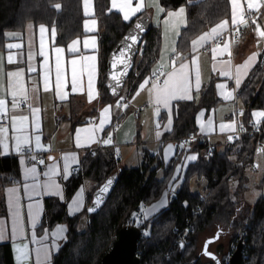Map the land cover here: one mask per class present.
I'll return each instance as SVG.
<instances>
[{"label": "crops", "instance_id": "obj_1", "mask_svg": "<svg viewBox=\"0 0 264 264\" xmlns=\"http://www.w3.org/2000/svg\"><path fill=\"white\" fill-rule=\"evenodd\" d=\"M187 1L190 3L198 0ZM116 3L122 5L123 0H116ZM81 4L82 34L65 45L56 43L55 28L45 24L28 22L22 28L8 29L0 35V100L4 101L0 107V116L8 119L6 125L0 126L7 129V132L0 133V158L14 156L17 160L14 173H0V244L7 245L10 264H51L52 256L58 251L53 244L59 249L66 240L65 223L58 222L50 227L42 224L47 197L65 201V212L69 216L81 213L77 228L81 222L83 229L85 228L88 221L84 213L87 195L93 191L97 181L92 178L83 179L68 200H65V183L80 168L88 155V148L104 131L110 130L112 133L113 142L108 149L114 154L120 167L137 166L145 152L156 155L158 161L164 165L179 154V160L161 196L142 208L144 217L149 218L168 204L187 167L203 153L194 148L195 142H182L174 137H166L173 129L179 102L199 103L204 90H212L216 102L211 107H200L196 111V129L193 134L203 135L205 142L218 151L223 148L225 150L233 141L230 139L233 132L250 122L259 123L264 116L255 115L264 112L254 109L246 119L243 98L238 94L255 66L260 64L264 70V37L259 35L264 29L256 26V22L250 26L242 24V17L246 12L258 11L256 19L263 26V21L259 18L264 12V0H237L235 6L229 0V18L194 36L185 50L177 49L180 31L186 25L184 5L164 10L159 0H131V7L135 8L139 4L140 10L129 12V19L125 20L127 9L121 11L110 0L109 9L118 12L124 21L142 13L137 21L139 26L145 27V23L147 25L151 22L159 27L160 44L153 71L159 67L165 70L161 82L148 85L146 76L131 96L127 97L125 90H122L110 103L101 102L98 92L99 40L94 0H91L87 13L83 0ZM181 8L184 9L183 13L169 16L170 12L178 13ZM93 20L95 24L89 23L86 28L85 22ZM221 23L225 26L217 30L218 34H212L211 30ZM42 25L45 27L43 34L40 31ZM237 25L242 28V35L237 41L227 39L218 45L211 44L228 28ZM205 33H209V38L193 46L192 41L198 40ZM8 45L19 47L10 48ZM57 48L61 50L59 53L56 52ZM249 58L251 66L245 68ZM219 85L224 87L220 88ZM181 87L186 91H177L176 97L170 100L167 108L156 102L158 90ZM229 92L231 96L227 97ZM188 96L191 98H187ZM20 98L25 100L26 107L21 108L16 104ZM105 108H108L107 113L104 112ZM137 109L138 115L135 116L134 111ZM102 120L107 122L100 127ZM114 120L117 125L111 128ZM229 125L232 127H228ZM84 129L88 131H82ZM37 136L42 147H37ZM17 137L26 141L23 149L28 148L40 154L43 163L40 161L37 164H26L15 151ZM89 137H92L91 142H88ZM78 142L80 146H77ZM169 145L172 147L169 148ZM193 156L196 158L189 159ZM65 157L70 164L67 176L64 172ZM32 166H35L36 173L26 178L25 169ZM161 171L162 167L158 170V175H161ZM53 181L59 185L58 192L43 187ZM37 183L40 185L38 196H32L30 191H25L26 185ZM12 189H15L14 194L9 191ZM13 195L18 212L11 207ZM74 200L81 201L78 211H73L70 207ZM37 201L39 208L30 209L29 205ZM148 209L155 210L149 214ZM33 211L36 212L34 225ZM61 229L62 238L56 239V234ZM21 247L26 258L19 261Z\"/></svg>", "mask_w": 264, "mask_h": 264}, {"label": "trees", "instance_id": "obj_2", "mask_svg": "<svg viewBox=\"0 0 264 264\" xmlns=\"http://www.w3.org/2000/svg\"><path fill=\"white\" fill-rule=\"evenodd\" d=\"M81 1L0 0V35L8 29H19L32 22L54 27L56 43L65 45L82 34ZM159 1L164 10L185 6L186 25L178 37V50H185L194 36L230 16L229 0H198L190 3L187 0ZM109 2L94 0L99 40L98 92L103 103L116 99L122 90H125L127 97L137 90L140 82L153 72L160 44V29L149 22L142 34L134 64L126 70L123 87L118 95H114L109 87L108 60L113 49L130 28L137 24L142 13L124 21L118 12L109 9ZM57 3L61 5L60 9L54 7ZM238 92L243 98L246 119L254 109L264 112V70L260 64L255 66ZM215 102L216 98L209 88L204 90L199 103L179 102L173 129L166 137L179 139L195 133L196 111L200 107H211ZM259 124L264 130V116ZM248 126L245 124L243 129ZM232 140L223 151L216 150L207 142H195L194 148L203 153L187 167L168 204L139 226L147 230L137 242V253L141 261L153 264L169 250V257L163 258L161 264H225L224 257L221 258L217 252H211L213 256L208 255L211 262L207 263L194 257L197 233L206 227L219 226V230L227 233L234 244L239 239L244 242L243 264H264V194L253 204H249L243 195L247 182L244 172L252 159L255 136L242 133ZM178 160L179 154H176L164 165L156 155L145 152L137 166L120 167L108 148L98 149L93 157L88 154L80 168L65 183V200H68L83 179L92 178L97 181L93 191L87 195L84 213L88 221L85 228H77L81 213L72 216L66 214L65 201L55 197L45 199L46 214L42 224L50 227L63 222L67 233L66 240L52 256L51 264H101L103 255L112 246L119 229L129 223L130 216L141 206L149 205L161 196ZM161 167V175H158ZM16 168L17 160L14 156L0 158V173H14ZM193 176L205 178L203 194L190 189ZM108 179L111 183L107 191L99 193L92 201L94 192ZM261 183H264V173ZM197 206H201L202 211L194 215ZM190 221L194 222L193 229L185 233L184 246H176L173 243L174 228L182 227ZM0 264H10L5 244H0Z\"/></svg>", "mask_w": 264, "mask_h": 264}, {"label": "water", "instance_id": "obj_3", "mask_svg": "<svg viewBox=\"0 0 264 264\" xmlns=\"http://www.w3.org/2000/svg\"><path fill=\"white\" fill-rule=\"evenodd\" d=\"M137 25L138 24H135L133 28H130L123 39L113 49L111 57L108 60L107 72L110 79L109 87L114 95H118L123 87L126 70L131 69L133 66L135 56L138 51V46L142 39V34L146 30V23L145 27L141 25L140 27H137ZM133 36L137 37L135 42H133L131 39ZM110 183V179L104 181L94 192L92 201L97 198L99 193L104 192L102 191L103 189H108ZM92 206L93 203L90 205V207ZM217 237L218 236L216 235L214 238L208 239L206 245L210 241L217 239ZM139 239L140 229L138 226L133 224L122 226L119 229L117 237L114 240L112 246L103 255L101 264H139L140 256L137 253V242ZM243 248L244 242L242 239H239L234 250L228 257V264H243ZM205 253L209 256H213L211 252L207 251ZM216 264L219 263L217 262Z\"/></svg>", "mask_w": 264, "mask_h": 264}, {"label": "built area", "instance_id": "obj_4", "mask_svg": "<svg viewBox=\"0 0 264 264\" xmlns=\"http://www.w3.org/2000/svg\"><path fill=\"white\" fill-rule=\"evenodd\" d=\"M257 15H258V11L246 12L242 17V24H245L247 26L253 25L255 20H256ZM241 35H242L241 25L233 26V27L228 28L219 37L214 39L211 42V44L212 45H218V44L223 43L227 39L232 40V41H237ZM164 75H165V70L163 69V67L157 68L155 71H153L148 76V85H150L154 82H161L164 78ZM16 104L21 108L26 107V103H25V100L23 98L18 99ZM142 107H143V105L140 106V108H142ZM134 114H135V116L138 115V109L134 111ZM7 123H8L7 117L6 116H0V126H4ZM116 125H117V121L111 122L112 127H114ZM242 133L253 134L255 136V147L253 150L252 159L248 164L249 166H252L255 169V153H256V151L260 150V151L264 152V140H263L264 130L261 128V126L258 122H250L248 128H246V129L242 128V129H239V130H236L235 132H233L231 134V139H235L238 135H240ZM105 140H110L111 142L108 144H105L103 142ZM179 140L182 142H186V141H188V142H205V137L203 135H198V134H189V135L180 137ZM112 142H113L112 133L110 130H106L103 133L99 134L95 143L88 148L87 153L89 154V156L93 157L96 154V151L98 149L109 148L111 146ZM18 156L22 157L26 164H32V163L37 164L41 161L40 154H38L37 152H35L31 149H28V148H24L21 153H18ZM33 156L35 157V159H32ZM142 208H143V206H141L138 210H136L130 216L129 223H128V224H133V225L138 226V228L140 229V236L143 235L144 233H146V231H147L145 227H142V228L139 227L141 224H143V222L146 219L143 215ZM201 211H202V207L197 206L194 209L193 213H194V215H198L201 213ZM193 224H194V222L190 221V222H187L182 227H175L174 228L173 243L176 246H179V247L184 246V244H185L184 235L186 232L193 229ZM168 257H169V250H167L164 253L163 257L160 260H158L157 262H155L153 264H161L163 258H168ZM139 264H150V263H148L147 261H141L140 260ZM225 264H228V259L226 260Z\"/></svg>", "mask_w": 264, "mask_h": 264}, {"label": "snow or ice", "instance_id": "obj_5", "mask_svg": "<svg viewBox=\"0 0 264 264\" xmlns=\"http://www.w3.org/2000/svg\"><path fill=\"white\" fill-rule=\"evenodd\" d=\"M232 3L233 5L235 6L236 3H237V0H232ZM83 4H84V8H85V12L87 13L89 8L91 7V0H83ZM113 6L114 7H120L121 8V11H124L125 9H127V11H125V14H124V19L125 20H128L129 19V12H137L140 10V5L137 4L135 8H132L131 7V0H123V4L122 5H118L116 3V0H113ZM55 8L57 9H60L61 5L59 3L55 4L54 5ZM249 7H252L251 4H249ZM184 12V9L181 8L179 10L178 13H169V16H176V15H179L181 13ZM235 22V21H234ZM89 23L91 24H95V20L91 21V22H88L86 21L85 22V27L88 28L89 26ZM225 25L223 23L221 24H218L216 25V27H214L211 32L212 34H218L217 30L218 29H222ZM137 27H140L139 25H137ZM90 30V29H89ZM41 33L43 34L45 32V27L42 25L41 26V29H40ZM259 35L264 37V31H261L259 32ZM209 38V33H205L203 36L199 37L198 40H193L192 41V44L193 46L197 45L198 43L204 41L205 39ZM132 41L135 42L137 40V37L133 36L131 37ZM75 43V41L73 42ZM85 46L87 47L88 46V42L86 41L85 42ZM8 47H19V45H8ZM227 47V45L225 46ZM74 50V49H73ZM61 50L59 48L56 49V52L59 53ZM129 51H130V47H129ZM88 59H92V57H88ZM250 61H251V58H249V62H246V64L244 65L245 68L247 67H250L251 64H250ZM73 63H75V61H73ZM183 67V66H182ZM222 75H228V73H222ZM116 78V77H114ZM57 80L59 82V69H57ZM168 82H166L167 84ZM183 83V81L181 82ZM73 84H74V88L73 90H75V73L73 75ZM237 85H239V79L237 80ZM199 86V81L197 80V87ZM218 87L220 88H223L224 86L223 85H219ZM177 91H186V89H184L183 87L181 88H165L163 90H158L157 91V97H156V102L159 104V105H162L164 108H167L169 106V102L171 99L175 98L176 97V93ZM231 96V93H227V97H230ZM187 98H191L190 96H188ZM4 104V101L3 100H0V107H2ZM15 106V105H14ZM104 112L107 113L108 112V108H105L104 109ZM255 115L257 116H261V115H264V113H255ZM25 118H21V121H23ZM15 122V121H14ZM107 121L106 120H102L101 121V125L100 127L103 126L104 123H106ZM222 129L224 128V126L222 125L221 126ZM228 127H232L231 125H229ZM82 131H88L87 129H84ZM7 132V129L6 128H0V133H5ZM231 139V137H230ZM92 141V137H89L88 138V142H91ZM36 142H37V147H42L40 144H39V136L36 137ZM105 144H108L110 143L111 141L110 140H105L103 141ZM26 143V141L22 138V137H17L16 138V144H15V151L18 152V153H21L23 151V145ZM5 147H7V145H4ZM77 146H80L79 145V142H78V145ZM169 148H171L172 146L169 145L168 146ZM196 157L193 156V157H190L189 159H195ZM32 159H35V157L33 156ZM75 162V161H73ZM41 163H43V161H41ZM69 167H70V164L68 163V158L65 157V165H64V172H65V176H67L68 174V171H69ZM36 173V168L35 166H32V167H29V168H26L25 169V176L26 178L29 176V175H32V174H35ZM55 174V172L53 173ZM45 189L47 190H52V189H55L59 190V185L56 184L54 181L51 182V183H47L43 186ZM40 188V185L37 183V184H33L31 186H27L25 187V191H30L32 196H38L40 193L38 191V189ZM10 193H13L15 192V189H12V190H9ZM102 191H107V188L103 189ZM11 207L13 208L14 211L18 212V208H17V202L14 198V195H13V198L11 200ZM99 203V202H98ZM81 204V201L80 200H74L72 205H70V207L73 209V211H78L79 210V206ZM29 208L30 209H38L39 208V202L37 201L35 204H30L29 205ZM92 211L95 210V207L93 209H91ZM155 209H148V213H152ZM32 220H33V225L35 224V220H36V212L33 211L32 212ZM62 235H63V230H59L56 234V239H60L62 238ZM53 247L56 248L58 250V246L54 243L53 244ZM26 258V253L24 252L23 250V247H21L19 249V256H18V260L19 261H22Z\"/></svg>", "mask_w": 264, "mask_h": 264}, {"label": "rangeland", "instance_id": "obj_6", "mask_svg": "<svg viewBox=\"0 0 264 264\" xmlns=\"http://www.w3.org/2000/svg\"><path fill=\"white\" fill-rule=\"evenodd\" d=\"M259 19L261 20V22L263 21V26L262 24H259L260 21L258 19H256L257 21H255L256 26L259 25L261 28L264 29V12L262 13ZM263 172L264 154L260 150H257L255 153V169L252 166H247L244 172L247 177V187L243 195L244 199L249 204H253L256 198L264 192V183H261ZM205 184L206 180L203 176L199 178L193 176L190 179V189L194 192H199L200 194H203ZM78 228L83 229L82 222L81 224L79 223ZM219 228V226L206 227L205 229L198 232L196 235L194 257L197 256L203 263L211 262L210 257L205 253L207 251L214 253L217 252L219 256L221 258L224 257L226 261L229 257V254H231V251L234 250L237 244L231 242L227 233L220 231ZM216 235L218 236L217 239L210 241L206 245L207 240L214 238ZM219 246H221V249H218Z\"/></svg>", "mask_w": 264, "mask_h": 264}]
</instances>
